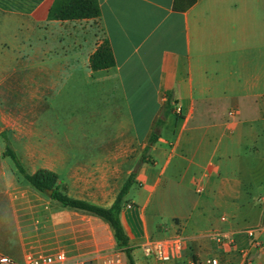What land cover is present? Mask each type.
I'll return each mask as SVG.
<instances>
[{
    "label": "crops",
    "instance_id": "obj_1",
    "mask_svg": "<svg viewBox=\"0 0 264 264\" xmlns=\"http://www.w3.org/2000/svg\"><path fill=\"white\" fill-rule=\"evenodd\" d=\"M54 1L0 0V135L25 116L43 147L56 111L55 143H76L58 126L59 97L71 84L95 86L108 118L90 155L28 161L12 145L27 172L52 171L70 197L105 208L135 173L121 221L136 264H156L140 248L145 240L177 232L184 249L169 264L209 256L243 264L242 231L257 226L263 247L251 250L252 264H264V0L179 9L175 0H98L101 16L79 20L51 19ZM106 40L115 65L95 71L90 58ZM5 151L0 140V254L106 249L97 223L107 222L38 192ZM213 231L240 232L238 251H219Z\"/></svg>",
    "mask_w": 264,
    "mask_h": 264
},
{
    "label": "rangeland",
    "instance_id": "obj_2",
    "mask_svg": "<svg viewBox=\"0 0 264 264\" xmlns=\"http://www.w3.org/2000/svg\"><path fill=\"white\" fill-rule=\"evenodd\" d=\"M97 92V88L92 85L71 84L67 85L60 94L61 97H59V101L65 104V108L63 107L61 109L58 126L61 133L69 134L76 143H55L58 133L53 129L57 127L55 122L58 119V115L56 111H54L53 114L46 117V121L49 123L51 129L49 132H44V139H46L47 136L49 137L48 144L44 143L42 147L41 144L33 143V141H35L33 139L35 138H31V133L29 132V134H27L25 130V116H19L17 128L10 130L7 127L5 129L13 147L18 150L24 158L28 159V161H32V159L42 154H44L51 163L55 162L57 155L63 153L66 155L93 154L90 142L98 137L100 127H102L106 118H108L104 113H101L102 110L97 106L99 102L96 98ZM8 118L9 117H6L7 122ZM6 124L5 122L0 123V130L2 129V131H4L3 128L6 127ZM38 139L41 138L39 137ZM0 140L1 143H4L1 135ZM46 146L48 147L47 153ZM54 205L56 204L51 201L48 207L50 216L53 218L57 217L59 213V208H56ZM97 224L104 233V238L102 243L99 244V247H106L121 252L125 261L129 264L125 249L116 242L112 228L110 226H104L101 222ZM132 255L134 259H136L135 261L138 262L137 253L134 254L132 251ZM12 258L17 262L22 261V259H17L16 257Z\"/></svg>",
    "mask_w": 264,
    "mask_h": 264
},
{
    "label": "trees",
    "instance_id": "obj_3",
    "mask_svg": "<svg viewBox=\"0 0 264 264\" xmlns=\"http://www.w3.org/2000/svg\"><path fill=\"white\" fill-rule=\"evenodd\" d=\"M196 0H175V9H179L180 3L184 7H190ZM101 16V7L98 0H55L50 9V18L57 20L92 19ZM93 70H103L115 65V57L109 42L104 41L90 58ZM6 144L5 156L11 158L19 174L38 192L61 203L64 207L85 211L107 222L113 230L116 242L125 249L129 264H136L130 247V239L125 232L121 221V212L127 204L126 196L135 184L136 174L133 173L125 182L114 204L105 208L84 200L70 197L58 186V175L52 171L40 169L35 173H28L21 162L17 152L5 133H2ZM158 135L152 134L150 143L156 142ZM52 191V194H49Z\"/></svg>",
    "mask_w": 264,
    "mask_h": 264
},
{
    "label": "built area",
    "instance_id": "obj_4",
    "mask_svg": "<svg viewBox=\"0 0 264 264\" xmlns=\"http://www.w3.org/2000/svg\"><path fill=\"white\" fill-rule=\"evenodd\" d=\"M179 112V109H177ZM229 115H233L231 111ZM196 192L201 193L203 188L199 181L195 182ZM225 221L226 218L222 217ZM262 226L246 228L242 231L249 240V247L240 250L243 264H252V249L259 250L263 247L257 234L262 232ZM240 232L235 231H213L212 235L216 241L218 250L222 253L238 251L236 236ZM144 255L155 260L156 264H169L173 260L181 258L184 249V238L180 233H174L162 239L148 238L140 245ZM0 264H127L123 254L113 249H98L93 252L72 255L65 250L49 252H28L21 262L12 257L0 254ZM176 264H221L218 256H209L202 259H190L179 261Z\"/></svg>",
    "mask_w": 264,
    "mask_h": 264
},
{
    "label": "water",
    "instance_id": "obj_5",
    "mask_svg": "<svg viewBox=\"0 0 264 264\" xmlns=\"http://www.w3.org/2000/svg\"><path fill=\"white\" fill-rule=\"evenodd\" d=\"M49 194H52V191H49Z\"/></svg>",
    "mask_w": 264,
    "mask_h": 264
}]
</instances>
